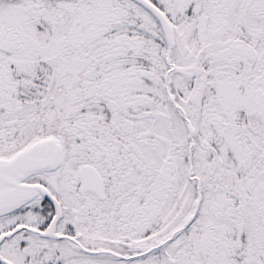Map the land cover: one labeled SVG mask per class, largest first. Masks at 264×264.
Instances as JSON below:
<instances>
[{"label": "snow or ice", "instance_id": "1", "mask_svg": "<svg viewBox=\"0 0 264 264\" xmlns=\"http://www.w3.org/2000/svg\"><path fill=\"white\" fill-rule=\"evenodd\" d=\"M0 264H264V0H0Z\"/></svg>", "mask_w": 264, "mask_h": 264}]
</instances>
